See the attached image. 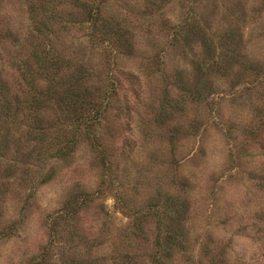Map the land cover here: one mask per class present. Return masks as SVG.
I'll return each mask as SVG.
<instances>
[{
    "label": "rangeland",
    "instance_id": "374dc122",
    "mask_svg": "<svg viewBox=\"0 0 264 264\" xmlns=\"http://www.w3.org/2000/svg\"><path fill=\"white\" fill-rule=\"evenodd\" d=\"M0 264H264V0H0Z\"/></svg>",
    "mask_w": 264,
    "mask_h": 264
},
{
    "label": "trees",
    "instance_id": "16d2710c",
    "mask_svg": "<svg viewBox=\"0 0 264 264\" xmlns=\"http://www.w3.org/2000/svg\"><path fill=\"white\" fill-rule=\"evenodd\" d=\"M84 13H85V18L87 19L88 23L90 25H93V23L95 22L96 16L99 12H97L94 8V9H90L89 11H84ZM42 25H44V23H42ZM22 76L24 80L26 81V83L31 82V80L33 79L31 70L29 68H26L25 71H23ZM50 85L51 84L47 85L48 92H52ZM26 86H28V84L20 87L18 89V93L24 92ZM18 96L19 95L16 93L15 95L16 100L13 101L14 105H17L18 103L24 110L32 106V102L29 99L30 97L24 98L22 100L20 97L18 98ZM85 97L86 96L81 98V100H79L78 102H75L73 99L66 96L65 100L62 101L65 104V107L71 106L69 111L72 114L71 119H73L72 123H73V129L75 131H78L80 127H83V129H85L86 127L93 128L95 122L98 121L100 114H101V106H102V104H100L101 100H98L97 98H96L97 100L93 99L94 97L93 95L89 98H85ZM59 99L62 100L61 95L59 96ZM22 102H24V104H22ZM4 107L7 109L10 107V104L8 103V101H5Z\"/></svg>",
    "mask_w": 264,
    "mask_h": 264
}]
</instances>
